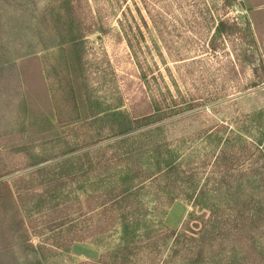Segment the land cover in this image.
<instances>
[{"label":"rangeland","instance_id":"1","mask_svg":"<svg viewBox=\"0 0 264 264\" xmlns=\"http://www.w3.org/2000/svg\"><path fill=\"white\" fill-rule=\"evenodd\" d=\"M141 1L89 0L79 21L66 16L63 0H0V183L13 197L26 196L20 209L34 246L50 242L55 230L46 223V213L56 207L47 194L33 211L34 195L153 144L168 142L187 153H204L201 139L207 133L234 132L253 145L250 159L264 169L257 150L264 147V82L258 79L264 77V0ZM72 19L83 25L81 33L92 22H101L104 30L93 27L82 41L69 45V38L80 35L71 29ZM221 22L235 24L234 34L218 38L215 29ZM122 25L131 30L127 35L139 48L137 58ZM210 42L215 51L209 50ZM138 60L150 68L146 75L161 73L174 94L178 90L194 100V108L118 136L111 130L112 110L143 111L146 92ZM76 183L65 186L74 208L80 194ZM60 192L53 195L62 197ZM161 207L156 218L169 229L188 224L192 211L200 214L182 199ZM33 215L39 221L31 227ZM111 231L97 242L40 250V264L96 262L114 244L117 228ZM257 236L256 252L264 254V234ZM15 255L27 264L31 254Z\"/></svg>","mask_w":264,"mask_h":264},{"label":"trees","instance_id":"2","mask_svg":"<svg viewBox=\"0 0 264 264\" xmlns=\"http://www.w3.org/2000/svg\"><path fill=\"white\" fill-rule=\"evenodd\" d=\"M141 3L146 5L144 0ZM62 5L66 16L79 21L86 7L89 10V0H63ZM79 21V24L71 21V29L80 31V35H70L69 45L82 41L93 27L104 30L101 22H92L81 33L83 25ZM235 27L221 22L215 32L218 38H223L233 35ZM122 30L137 58L139 48L132 45L127 35L131 30L124 25ZM227 30L231 31L226 33ZM208 47L210 51L216 50L214 42ZM137 66L139 78L145 83V102L140 107L143 111L130 114L113 109L111 130L118 136L194 108V100L178 90L174 94L164 84L161 73L146 75L150 68L140 60ZM258 79L264 82V77ZM201 140L205 144L204 153H187L168 142L156 143L111 159L92 173H80L71 182L53 183L44 195H34L33 211L42 206L39 203L47 194L52 205L56 202V207L46 213L49 218L46 223H53L50 229L55 233L49 243H43L45 248L31 242L25 211L20 209L23 206L20 201L26 196L13 197L6 184L0 183V241L4 244L0 259L8 260L4 261L6 264H22L15 255L18 251L31 254L27 264H40L44 256L40 250L51 251L73 242H97L117 228L114 244L107 245L101 259L79 264H264L263 252H256L257 235L264 234V169L260 171L250 159L254 156L253 145L249 146L240 134L225 131H211ZM254 145L259 146L257 141ZM257 150L264 158V147ZM92 174H95L93 181L88 179ZM73 182H77L76 189L80 191L75 208L65 194V186ZM56 192L62 197L59 193L53 195ZM180 199L189 202L200 214L192 211L188 224L169 229L156 215L162 210V203L172 204ZM73 215L75 222L71 220ZM38 221L33 215L30 226ZM66 226L69 228L65 230ZM50 229L46 230L51 232Z\"/></svg>","mask_w":264,"mask_h":264},{"label":"crops","instance_id":"3","mask_svg":"<svg viewBox=\"0 0 264 264\" xmlns=\"http://www.w3.org/2000/svg\"><path fill=\"white\" fill-rule=\"evenodd\" d=\"M263 3H264L263 1H260V6H261V5H264Z\"/></svg>","mask_w":264,"mask_h":264}]
</instances>
